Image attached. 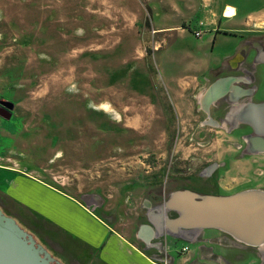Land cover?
Listing matches in <instances>:
<instances>
[{
  "label": "rangeland",
  "instance_id": "1",
  "mask_svg": "<svg viewBox=\"0 0 264 264\" xmlns=\"http://www.w3.org/2000/svg\"><path fill=\"white\" fill-rule=\"evenodd\" d=\"M235 75L254 93L202 110L200 94ZM249 105L264 107V0H0V208L62 263V238L13 193L20 176L157 261L264 264V243L174 226L179 210L162 208L179 190L264 191V122Z\"/></svg>",
  "mask_w": 264,
  "mask_h": 264
},
{
  "label": "crops",
  "instance_id": "2",
  "mask_svg": "<svg viewBox=\"0 0 264 264\" xmlns=\"http://www.w3.org/2000/svg\"><path fill=\"white\" fill-rule=\"evenodd\" d=\"M18 181L31 191L25 193L18 185L13 193L50 224L55 238H62L65 264H167L153 259L77 198L35 176H20ZM150 239L147 245H152Z\"/></svg>",
  "mask_w": 264,
  "mask_h": 264
},
{
  "label": "water",
  "instance_id": "3",
  "mask_svg": "<svg viewBox=\"0 0 264 264\" xmlns=\"http://www.w3.org/2000/svg\"><path fill=\"white\" fill-rule=\"evenodd\" d=\"M236 81L235 77L228 76L220 80ZM229 80V82H231ZM237 86V85H236ZM237 88V87H236ZM248 91V90H245ZM217 96V95H215ZM220 97H213L211 103L217 101ZM213 100V101H212ZM210 103V104H211ZM258 190H252L257 192ZM260 198L264 197V191H261ZM241 193L232 195H215L205 194L201 195L192 190H179L171 194L164 206L166 208H175L179 210L180 215L171 220L174 226H181L184 228H204V227H219L226 228L224 225L210 222L207 217L193 215L194 207L201 204L207 205L212 202H225V200H233L238 198ZM143 227L140 231L145 235V239L149 240L153 235L150 227H147L148 232ZM241 240L248 244L260 245L264 242V232L260 229L257 234L261 235L262 240L256 242L235 233ZM262 241V242H261ZM0 264H64L56 259L41 243L37 242L31 233L26 231L20 224L11 216H8L0 208Z\"/></svg>",
  "mask_w": 264,
  "mask_h": 264
},
{
  "label": "bare ground",
  "instance_id": "4",
  "mask_svg": "<svg viewBox=\"0 0 264 264\" xmlns=\"http://www.w3.org/2000/svg\"><path fill=\"white\" fill-rule=\"evenodd\" d=\"M236 15H237L236 8L234 6L227 5V7L224 10V16L231 18ZM240 58L241 56L239 55L238 59L235 60L234 65L237 64L238 62L237 60H239ZM229 80L231 81V77L228 78V81L226 80L216 81L214 84L208 87L206 91L200 94L199 104L202 110L204 111L209 110V108L212 107V104H210L211 99L213 97L222 96L226 92V89L228 90V88L222 90L223 87L222 85L224 83H228L229 86H232L233 81L229 82ZM231 90H236V89H231ZM245 93H248V91H245ZM249 109L250 112L252 113L253 116L252 121L254 124L258 125L259 123L264 122V118H263L264 107L260 108L257 105L256 106L249 105ZM228 119H230V115L227 117L226 121ZM214 125L217 126L218 123L216 122L214 123ZM261 191L263 190H258L257 192H252V190H244L241 192H237V193H241V195L238 196V198H234L233 200H225V202H212V204H207L205 206L204 204H201L200 206L193 208L195 209L193 210L194 211L193 215L204 216L207 217L210 222H214L218 224L221 223V225H224L226 228H219V227H211V228L221 229L240 241H242L241 238L238 237L235 233L252 241L258 242L262 240V238L261 235L257 234V232L260 229H262L264 232V197L260 198L259 195L262 194ZM222 196H226V195H222ZM163 207L166 208L165 206H162V208ZM204 228H210V227H204Z\"/></svg>",
  "mask_w": 264,
  "mask_h": 264
},
{
  "label": "flooded vegetation",
  "instance_id": "5",
  "mask_svg": "<svg viewBox=\"0 0 264 264\" xmlns=\"http://www.w3.org/2000/svg\"><path fill=\"white\" fill-rule=\"evenodd\" d=\"M237 56H239V55H237ZM237 56H236V58L234 59V62H235L236 59H238ZM241 58H242V56H241ZM241 58H240L239 60H237L238 62H237L236 65H233V63H232V61H231V65H232V68H233V69H236V68L239 66V62L241 61ZM233 77H235V78H237V79H236V81L233 82L232 86H229L228 83H224V84L222 85V86H223V87H222V90H224L225 88H228V90L226 89V92H225L222 96H220L219 99L225 98V97L230 96V95H233V96H234V94H235L236 97H246V96L252 95V94L254 93V89H250V88L246 87V84L249 83V81L247 80V77H245V76L239 77L238 75H235V76H233ZM240 83L245 84V86H244V87H241V86H240ZM236 85H238L237 87H239V88H236ZM227 86H229V87H227ZM230 87H231V88H230ZM229 88H230V89H229ZM231 89H236V90H231ZM245 90H248V93H245ZM219 99H218V100H219ZM216 102H217V101H215L214 103H211L212 106L215 105ZM263 115H264V114H263ZM227 117H228V116H227ZM226 119H227V118H226ZM210 122H212V121H210ZM219 126H220V124H219ZM258 130H259V129H258ZM260 131H261V130H260ZM259 144H260V142H259Z\"/></svg>",
  "mask_w": 264,
  "mask_h": 264
},
{
  "label": "built area",
  "instance_id": "6",
  "mask_svg": "<svg viewBox=\"0 0 264 264\" xmlns=\"http://www.w3.org/2000/svg\"><path fill=\"white\" fill-rule=\"evenodd\" d=\"M200 32L197 31V34H199Z\"/></svg>",
  "mask_w": 264,
  "mask_h": 264
}]
</instances>
